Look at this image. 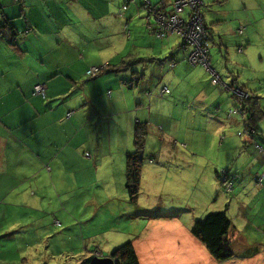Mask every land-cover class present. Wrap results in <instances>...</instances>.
<instances>
[{
  "label": "crops",
  "instance_id": "crops-1",
  "mask_svg": "<svg viewBox=\"0 0 264 264\" xmlns=\"http://www.w3.org/2000/svg\"><path fill=\"white\" fill-rule=\"evenodd\" d=\"M124 1L22 0L20 5L15 0H0L4 15L11 18L19 34V48L11 47L0 37V217L4 214L2 207L6 206V212H12L9 208L17 207L20 203L31 207V218L49 216L50 212L45 209L51 210V203L35 202L44 200V195H47L54 201L64 203L61 211L67 218L63 223L74 222L70 214L79 216L75 200L79 201V193L83 192L81 189L87 184L89 176L94 179L102 164L114 157L112 152L119 153L121 150L119 171L126 168L125 154L132 151L126 148L130 143H135L136 122L151 117L152 104L158 103L157 98L150 99L147 108L140 90V85L162 75L167 69L165 62L159 64L156 61L158 58L171 56L178 60H174L177 62L172 79L174 91L177 86L184 85L185 75L191 69L194 73L204 75L207 81V70L191 64L187 53L180 50V37L170 34L164 40H157L153 33H148L146 22L156 17L155 11L149 13L148 10L144 15L145 0H131L123 17L119 11ZM173 1L148 0L147 3L152 8L169 10ZM204 2L202 9L206 7V11L210 12L206 20L220 45L227 46L234 37L244 38L236 44L243 47V52H239L243 53L239 65L246 68L253 56L262 54L264 49L263 0ZM137 19L142 20V26ZM127 23L130 29L142 28L130 36L125 34ZM28 24L35 28L31 34L24 33ZM241 29L242 34L239 33ZM58 37H63L68 49L57 46ZM132 40L134 42L131 43ZM109 61L118 67L123 66L122 70L133 66L141 81L138 88L130 89L122 83L125 72H110L96 79L86 77L90 65ZM217 65L220 63L217 62ZM146 69L148 74H144ZM143 79L146 80L142 83ZM37 83L45 86L46 98L34 94ZM210 86L216 88L211 83ZM199 93L190 97L188 103L204 102L205 99ZM229 98L233 101L231 95ZM89 109L96 116L93 120L98 122L99 139H110L98 143L99 148L95 152L91 151V157L87 158L81 155L88 146L81 137L87 133ZM188 109L195 125L200 119L199 114ZM70 112L71 116H68ZM111 146L114 147L102 152ZM165 147L168 151H165ZM176 147L166 140H160L155 149H151L152 152L158 150L165 161L159 163L157 154V160L148 159L143 165L141 185L146 180L151 181L152 176L162 168L169 169L168 165L176 163L180 152ZM192 152L198 153L197 149ZM193 164L180 162L179 167L170 168L169 171L192 176V170L186 169H194ZM249 164H253V160ZM262 172L260 168L256 173ZM24 182L29 186L23 187ZM58 187L61 189L59 192L56 190ZM170 210L172 216H169ZM175 213L172 208H160L149 217H144L147 218V224L139 234H129L128 239L134 237L140 263L179 264L187 260L206 264L215 260L205 245L192 234L191 224L183 223ZM15 224L18 222L11 225Z\"/></svg>",
  "mask_w": 264,
  "mask_h": 264
},
{
  "label": "rangeland",
  "instance_id": "rangeland-1",
  "mask_svg": "<svg viewBox=\"0 0 264 264\" xmlns=\"http://www.w3.org/2000/svg\"><path fill=\"white\" fill-rule=\"evenodd\" d=\"M249 16L253 18L250 13ZM137 20L142 26V20ZM139 28L142 27H131L130 30L134 33L136 30L140 31ZM133 38L136 39V36ZM243 39L234 37L233 41L238 43ZM237 47L235 44L227 52L220 54L213 45V61L220 63L216 67L225 83L244 85L251 94L259 96L264 110V54L256 53L243 69L238 66L243 53H239ZM260 48L261 45L259 50ZM170 62V59L165 61L166 64ZM213 64L215 65L214 62ZM175 69L176 67H168L162 75L140 85L147 108L150 104L145 96L146 86H149L151 91L152 86H166L171 90V94L161 97L158 93L153 97L158 99V103L152 104L153 114L149 117L155 123L149 126L145 162L151 156V149L154 150L160 140H166L173 146L176 142V148L180 151L179 159L167 167H179L180 162H194V169H186L192 170V176L176 171L170 173L169 169L164 167L152 176V182L146 180L147 182L141 185L137 203L134 204L129 200L125 188V168L119 171L121 150L119 153L112 152L114 157L102 164L94 179L89 176L87 184L81 189L83 192L79 193V201L75 200L79 216L70 214L74 217V222L63 223L67 218L61 211L64 209V203L54 201L47 195H44V200L35 202H50L51 210L45 209L50 212L49 216L31 218V207L25 203L10 207L12 212H6V206L2 207L4 214L0 217V264H90L93 257H109L112 251L130 241L129 234L136 235L141 232L147 224V218L144 217H149L154 211L165 207L175 210L177 218L185 224H191V227L196 220L203 219L209 213L227 212L233 223L229 238L235 257L226 263L212 260L206 264H264V194L260 192L263 186L258 188L254 178L255 172L260 168L264 173V155L259 157L256 148L248 142L249 137L241 139L237 136L245 116L229 113L235 109L232 99L229 98L231 91H223L219 86L211 87L209 74H206V81L204 75L194 73L192 69L185 75L184 85L177 86L174 91L172 79ZM256 70L259 72L255 73ZM161 77L163 79L160 81ZM198 91L201 98L205 99L204 102L188 103V99L195 97ZM188 108L199 114L200 119L195 125L191 113L187 111ZM87 116L90 118L87 120V133H84L81 139L87 142L88 150L85 149L81 155L89 158L92 152L99 148L98 143L110 138L99 139L98 122L93 120L96 116L90 109L87 110ZM230 118L233 119L229 121ZM257 124L259 133L253 140L257 146L264 148V121ZM221 136L226 137L224 148L219 146ZM207 140L210 141L209 146L206 145ZM63 141L65 142L66 138ZM127 146V150L133 151L135 148L134 143ZM112 147L114 146L106 147L102 152ZM196 149L199 153L192 152ZM165 151H168V148L165 147ZM152 153L159 156V163L165 161L158 150ZM77 159L82 162L80 157ZM252 159L253 164H249ZM234 175L236 177L233 178ZM260 177L262 182L264 174ZM235 178L234 190L231 191L228 183L232 184ZM223 183H227V190ZM24 186L29 184L24 182ZM56 190L61 191L60 187ZM51 191L53 193V188ZM171 212L170 210L169 216H172ZM15 221L18 224L11 225ZM234 231L236 235H233ZM179 264L195 263L184 260Z\"/></svg>",
  "mask_w": 264,
  "mask_h": 264
},
{
  "label": "trees",
  "instance_id": "trees-1",
  "mask_svg": "<svg viewBox=\"0 0 264 264\" xmlns=\"http://www.w3.org/2000/svg\"><path fill=\"white\" fill-rule=\"evenodd\" d=\"M174 1L171 3L169 10H165L161 7H157V9L156 8H153V9L154 10L156 9L158 14L167 13L169 15L173 9ZM15 2H17L20 5L22 4L21 3L22 0H15ZM203 2H204V0H203ZM130 3H131V0H125L123 5L121 6L119 12L123 17H125V13L128 11ZM204 4H205V2H204ZM147 6H150V5H148V3L146 2V4L144 5V7L146 8V9H144V12H145L144 15H146V13H148ZM140 8H142V7H140ZM205 8L206 7L201 9V11L203 14L204 24L208 29V44L207 45L209 46V51H210V54H208V60L210 57V60L208 61L209 66L206 67L203 64L192 63L190 61V56L192 54L191 53L192 50L190 47L187 50H184L182 48V44H180V50L187 53L188 60L190 61L191 64H193L195 66L204 67L208 71L207 73L211 76L210 77L211 85H213L215 87L219 86L223 91H231L232 92L231 95L233 98V103L235 105L234 110H237V109L242 110L245 114V118L242 119V123H243L242 129L237 132V136L241 139H243L245 137H249L248 142L251 145H253L254 148H256L257 154H260L259 157L262 158L261 155H264V148L262 146H257L256 142L254 143V140H253V138L259 133V130H258L259 127L257 126L258 125L257 123L264 121V110H263V107H261V104L259 101L260 98L258 95L251 94L249 91H247L244 88L245 87L244 85H241V86L235 85V84L228 85L227 83H225L223 81V79H222V77H221V75H220V73L216 67V66H218L217 60L213 61V55H212L211 49H212V46L215 45V48H216L215 50L217 52H219L220 54H222L223 51L227 52L229 50V48H232L233 45L236 44V42L233 41L232 43H228L229 46L228 45L222 46L219 44V41L215 40L216 35L213 33L214 31H213V29H211L212 28L211 25L208 24V21L206 20V19H208L207 13H210V12H208V10L206 11ZM186 11H188V13H185ZM192 14L193 13L191 12L190 7L189 6L186 7L184 10V13H183L184 17L186 19H190ZM155 22H156V19L149 21V23L152 24L153 26H154ZM152 25L147 24V22L145 25L146 30L150 34L151 33L154 34V30L155 31L157 30ZM26 30L24 31L25 34H31L35 31V28L32 25L28 24V27L26 28ZM240 31H242V29ZM240 31H239V33L242 34V32H240ZM125 33L127 35L132 36V32L130 30L129 23H127L125 25ZM240 34H238V35H240ZM18 35L19 34H18L14 24L11 22V18H9L6 14L4 15V12L2 11V6H0V37L4 38L5 41L11 47L19 48V46H18ZM155 37L157 40H164V39L168 38L169 35L165 36L164 38L157 37V35H155ZM56 44L61 49H68V47L65 46V41L63 40V37H58ZM237 50H238V52H243V47L238 46ZM263 51H264V49H263ZM261 53L264 54V52H262V51H261ZM73 57H75V54L73 55ZM165 58H161V59L158 58V60H156V61H158V63L160 64V63H164L167 59H170L171 62H170V64L167 63V68L168 67L169 68L175 67V65H176V63L174 61L175 59H172L171 56H168L166 59ZM213 62L215 63V65L213 64ZM132 67L130 66L129 69L127 68L125 70H122L123 66L118 67L116 65H113L111 61L106 62L105 64L100 63L97 65H92V66L90 65L88 67V69L86 70V77L88 79H96V78L100 77L101 75H104V74L110 73V72H112V73L115 72L117 74H121V73L125 72V77H123L121 79L122 83L127 88H130V89H132L134 87L137 88L141 81L139 80V77L137 76L138 71H134V69ZM93 68H97L98 71H96L94 73L90 72L91 69H93ZM144 71H145L144 74H148L147 69ZM141 72L143 73V71H141ZM215 75L218 76V82H214V79H216ZM145 80L146 79H143L142 83ZM37 84H42V83H37ZM150 85H152V84H150ZM35 86H34V94H35ZM152 88H153V91L149 90L150 89L149 86L147 88V91H146L147 100L154 99L153 97L157 96L158 93H160L161 97H163L165 94H171V90L166 86H161V87L152 86ZM164 88L168 89V92H163ZM237 91H238V93H237ZM239 92L244 94V97L240 96ZM35 95H37V94H35ZM38 96L43 97L42 95H38ZM46 97H47V91H46ZM231 112H233V110L230 111L229 113H231ZM228 114H227V116H228ZM233 115H235V114H233ZM138 118H140V117H138ZM231 119H233V118H230L228 120H231ZM151 121H153V119L149 118V117L141 118V119L137 120L135 129H134V131H135V134H134L135 148L132 152H128L126 155L125 188L128 191L129 200L134 204L137 203V198H138L139 193H140L141 182H142V170H143V165L145 163V158H146L145 146H146V142H147V138H148L149 126L151 124ZM262 126H264V125H262ZM225 140H226L225 136L220 137V141H219L220 147L224 148V146H225L224 141ZM209 142H208V140L206 141L207 146H209ZM174 144H175V146H177L176 142H174ZM184 146L186 147V145H184ZM197 152L199 153L198 150H197ZM156 157L157 156L154 153H151V156L149 157V159H151V161H155L157 159ZM256 172L254 174L256 185L258 188H260L259 186H261V187L263 186V189H261V191L264 192V178H263V181L261 182L262 177H260L264 173L262 172L261 174H258ZM217 173L219 175V171H217ZM227 173L230 177H232L230 175L229 171H227ZM251 174L253 175V173H251ZM234 177H236V176L234 175L233 178ZM235 179L232 180V184L230 183L232 186L231 191L234 190L233 182H235L234 181ZM225 184H227V183H223L224 187H225ZM225 189H226V187H225ZM228 192H230V191H228ZM232 229H233V223H232L231 219L229 218L227 212L226 211H220V212L209 213L203 219L196 220L195 223L193 224V226L191 227V232L195 237H197L201 241V243L203 245H205V247L209 251L210 255L217 262L226 263L235 257L234 256L235 254L231 248L232 243H231L230 238H229ZM233 235H236V231L233 232ZM129 240L130 241L125 242L123 245L116 248L114 251H112L110 253L109 256L116 262V264H141L139 255L137 253V250H136V247L134 244V237L130 238ZM255 254H253V255H255Z\"/></svg>",
  "mask_w": 264,
  "mask_h": 264
},
{
  "label": "built area",
  "instance_id": "built-area-1",
  "mask_svg": "<svg viewBox=\"0 0 264 264\" xmlns=\"http://www.w3.org/2000/svg\"><path fill=\"white\" fill-rule=\"evenodd\" d=\"M148 2V0H145ZM203 0H175L173 9L168 15L167 13L158 14L151 6H147L149 13L155 11L156 22L154 26L147 21V24L152 25L157 30H154V34L157 37L164 38L167 35L175 34L180 37L182 48L187 50L191 48L190 61L194 64H203L208 67V54H210L208 44V29L203 21L202 5ZM190 7L193 13L190 19H186L183 15L186 7ZM163 30V31H162ZM242 32V31H240ZM98 71L97 68L91 69L90 72L94 73ZM214 79V82H218V76ZM163 92H168V89L164 88ZM35 94L46 97V88L43 84H37L35 86ZM241 114L244 117L242 110H233L230 114ZM71 113H68L70 116ZM230 184V183H229ZM231 186V184H230ZM232 188V186H231Z\"/></svg>",
  "mask_w": 264,
  "mask_h": 264
},
{
  "label": "water",
  "instance_id": "water-1",
  "mask_svg": "<svg viewBox=\"0 0 264 264\" xmlns=\"http://www.w3.org/2000/svg\"><path fill=\"white\" fill-rule=\"evenodd\" d=\"M90 264H116V262L109 257H93Z\"/></svg>",
  "mask_w": 264,
  "mask_h": 264
},
{
  "label": "clouds",
  "instance_id": "clouds-1",
  "mask_svg": "<svg viewBox=\"0 0 264 264\" xmlns=\"http://www.w3.org/2000/svg\"><path fill=\"white\" fill-rule=\"evenodd\" d=\"M237 93H238V91H237ZM239 94H240V96H243L244 97V94H242L241 92H239ZM71 113V112H70ZM71 116V115H70ZM244 116H245V114H244Z\"/></svg>",
  "mask_w": 264,
  "mask_h": 264
}]
</instances>
